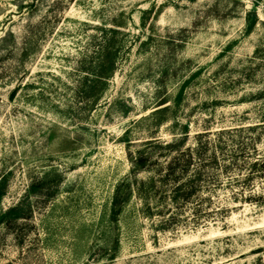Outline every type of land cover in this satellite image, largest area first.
<instances>
[{
    "label": "rangeland",
    "instance_id": "rangeland-1",
    "mask_svg": "<svg viewBox=\"0 0 264 264\" xmlns=\"http://www.w3.org/2000/svg\"><path fill=\"white\" fill-rule=\"evenodd\" d=\"M110 38L114 70L84 90ZM263 92L264 0H0V212L29 209L15 232L0 225V264H264V204L234 202L229 188L214 220L186 207L169 223L156 200L147 217L132 196L110 221L147 141L264 155ZM252 182L233 191L264 194Z\"/></svg>",
    "mask_w": 264,
    "mask_h": 264
},
{
    "label": "trees",
    "instance_id": "trees-1",
    "mask_svg": "<svg viewBox=\"0 0 264 264\" xmlns=\"http://www.w3.org/2000/svg\"><path fill=\"white\" fill-rule=\"evenodd\" d=\"M256 21L254 11L246 13L245 33L253 30ZM101 30L104 35L116 32L113 28ZM115 54L111 38L100 45L93 57L94 66L87 72L92 79L85 77L82 83L84 90L94 88L103 78L112 74ZM261 119L264 121V113ZM251 140L255 143L254 139ZM247 145L240 147L242 145H228L224 141L212 144L198 140L193 147H185L184 138L168 143L156 140L145 142L129 155V176L115 186L111 199L110 221L117 223L123 205L132 196L144 203L147 217L153 216L149 207L151 201L156 200L163 204L165 211L160 210L157 215L168 214L169 223L186 207L190 209L195 220L206 222L218 216L224 217L229 210L226 205L217 201L219 189L229 188V199L234 202L264 204L263 193L245 194L243 191H233L234 185L240 181L245 187H252L254 179H264V155H260L257 149L252 147L255 157L249 161L248 156L253 151H245ZM242 169L245 170V175L238 179L235 172L239 173ZM141 172H146L148 176L144 179L138 178ZM6 188L7 179L3 178L0 181V199L4 196ZM30 192H35V186L32 185ZM28 211L22 202L9 207L0 212V225L15 232L18 222L28 218Z\"/></svg>",
    "mask_w": 264,
    "mask_h": 264
}]
</instances>
